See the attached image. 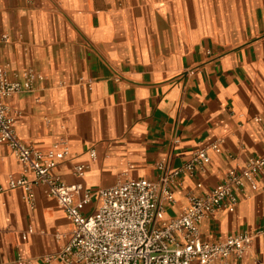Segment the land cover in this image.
Returning a JSON list of instances; mask_svg holds the SVG:
<instances>
[{"label": "crops", "instance_id": "obj_1", "mask_svg": "<svg viewBox=\"0 0 264 264\" xmlns=\"http://www.w3.org/2000/svg\"><path fill=\"white\" fill-rule=\"evenodd\" d=\"M0 32L9 36L0 42L8 76L41 75L4 98L15 131L39 149L66 147L53 171L66 183L154 179L159 161L176 167L206 148L210 161L171 184L168 219L189 192H207L264 153V0H0ZM23 173L0 143V264H64L45 257L64 247L73 224L45 184H33L32 202L9 187ZM236 194L233 211L218 207L199 221L203 239L264 226V170ZM220 264H264V235Z\"/></svg>", "mask_w": 264, "mask_h": 264}, {"label": "built area", "instance_id": "obj_2", "mask_svg": "<svg viewBox=\"0 0 264 264\" xmlns=\"http://www.w3.org/2000/svg\"><path fill=\"white\" fill-rule=\"evenodd\" d=\"M8 40V34L0 32V42ZM40 77L29 68L21 78L11 79L0 66V143L9 146L24 170L21 176L9 179V187H22L32 202L33 184H45L47 193L57 200L73 224L68 242L58 253L47 255L46 261L57 258L64 264H220L226 257L243 256L255 235H264V226L253 233L242 230L218 240H205L199 231V221L216 208L235 209L236 190L245 183L255 186L256 176L264 170V153L250 156L241 169H228L207 192H189L185 208L168 219H161V212L174 199L171 184L180 175L193 174L210 161L206 148L195 149L188 161L176 167L169 168L159 161L154 179L125 177L97 189L63 181L53 171L67 154L66 147L54 144L39 149L24 142L4 102L13 93L32 89L34 80ZM210 146L220 151L219 143L212 142ZM90 154L94 155L93 149ZM74 170L82 174L85 165L76 164ZM95 197L99 204L88 212L86 208Z\"/></svg>", "mask_w": 264, "mask_h": 264}]
</instances>
